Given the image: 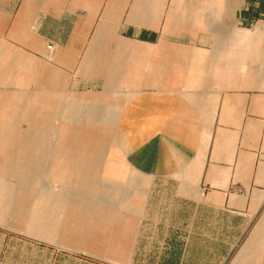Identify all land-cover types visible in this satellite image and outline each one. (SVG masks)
Segmentation results:
<instances>
[{
	"label": "crops",
	"instance_id": "crops-1",
	"mask_svg": "<svg viewBox=\"0 0 264 264\" xmlns=\"http://www.w3.org/2000/svg\"><path fill=\"white\" fill-rule=\"evenodd\" d=\"M234 1L0 0L12 124L30 129L11 146L29 138L36 175L76 188L60 200L76 209L67 251L264 264V36H246L264 29V0ZM6 234L0 264H18Z\"/></svg>",
	"mask_w": 264,
	"mask_h": 264
},
{
	"label": "rangeland",
	"instance_id": "rangeland-1",
	"mask_svg": "<svg viewBox=\"0 0 264 264\" xmlns=\"http://www.w3.org/2000/svg\"><path fill=\"white\" fill-rule=\"evenodd\" d=\"M212 1L215 5H219L221 1L226 0ZM229 1L236 3L234 0ZM215 18H217L216 13ZM260 30L255 32L254 28H249L246 36H264V29ZM9 56L6 53L4 66L0 67V136L6 137L5 142L2 143V150L0 148V181H4L7 185L5 196H0V218L3 217L2 220L0 219V224L4 222L7 232V255L19 262L18 264H92L91 261L77 256L74 252L67 251L63 243L64 237L70 234L68 223L71 221L68 217L71 211L76 209L73 208L72 203L66 202L70 197H65V202L60 200L66 190L73 193L76 188H72L74 191H69L68 187L63 186L64 183H68L67 180L53 182L45 175L43 180H41L42 176L36 175L35 166L41 164L31 159V152L36 147L29 138H25L23 149L19 153L14 146H11L20 140L12 135L23 139L30 129L25 122L12 124L13 119L10 113L13 112L14 101L10 95L14 82L13 63L12 60H8ZM5 122L8 123L5 124ZM4 126L9 129L3 131ZM64 163L69 164L67 158H64ZM76 168L78 167H75V171ZM67 170L68 167H52L50 171L54 179H59ZM39 180L41 182L38 188ZM20 184L26 187L19 188ZM34 241H37V244Z\"/></svg>",
	"mask_w": 264,
	"mask_h": 264
}]
</instances>
